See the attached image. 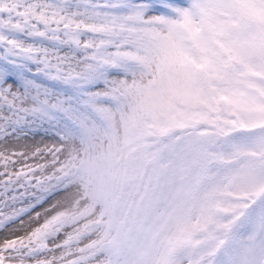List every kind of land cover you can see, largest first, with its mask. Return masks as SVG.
Segmentation results:
<instances>
[{
  "label": "snow or ice",
  "instance_id": "snow-or-ice-1",
  "mask_svg": "<svg viewBox=\"0 0 264 264\" xmlns=\"http://www.w3.org/2000/svg\"><path fill=\"white\" fill-rule=\"evenodd\" d=\"M260 74L264 0H0V264H264V120L180 108Z\"/></svg>",
  "mask_w": 264,
  "mask_h": 264
},
{
  "label": "rangeland",
  "instance_id": "rangeland-1",
  "mask_svg": "<svg viewBox=\"0 0 264 264\" xmlns=\"http://www.w3.org/2000/svg\"><path fill=\"white\" fill-rule=\"evenodd\" d=\"M180 2L182 3L183 0H180ZM229 86L237 90L239 105H233L230 99L220 100L212 105L213 109L218 110H210L204 101L186 99L181 102V111L191 113L207 112L209 118L221 127L225 126L224 121L227 120L229 123L239 121L237 130H240L243 125H249L255 129V122L264 120V110L257 106V101L254 99V97H258L259 100L264 101V74L240 77L233 80ZM260 139L259 135L251 138L240 137L237 142L250 149L255 147Z\"/></svg>",
  "mask_w": 264,
  "mask_h": 264
}]
</instances>
